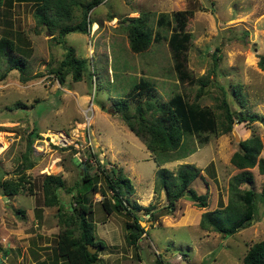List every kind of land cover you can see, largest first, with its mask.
Instances as JSON below:
<instances>
[{
    "label": "rangeland",
    "instance_id": "374dc122",
    "mask_svg": "<svg viewBox=\"0 0 264 264\" xmlns=\"http://www.w3.org/2000/svg\"><path fill=\"white\" fill-rule=\"evenodd\" d=\"M78 1L85 3L87 0ZM184 9L191 10L184 27L190 38L178 63L183 70L180 72H187L192 79L188 76L180 81L167 44L174 22L171 20L170 28L158 27L155 22L160 13L168 14L171 19V12ZM33 10L30 1L12 0L9 8L0 4V35H7L13 45L27 51L22 52L26 61L24 72L11 70L0 81V172L5 174L4 178H14L21 167L28 133L36 130L40 137L46 136L49 141L51 135L48 134L52 133L67 141L82 143L86 130L90 139L94 136L112 138L121 153L126 154L125 165H120L122 176L127 177L133 187L132 195L128 196L130 202L138 203V194L146 190L149 183L153 186L155 158L163 162L161 167L172 172L184 163L199 168L202 177L194 179L190 187L198 194L207 192L206 209L210 210L219 202L224 204L227 181L239 171L231 164L230 156L240 140L256 134L262 143L259 155L264 159V70L257 66L258 55H264V0H102L86 15L87 21L96 22L92 23L94 31L68 32L60 39L58 27L47 29L38 24ZM69 12L71 18L60 19V25L77 21L81 8L72 5ZM140 13H146L149 26L161 35V39L151 41L146 50L135 53L129 49L121 20ZM66 47H72L75 56L84 60V69L79 80L73 81L68 73L59 84L49 69L57 66ZM21 76L28 79L23 81ZM139 78L149 80L162 101L173 93H181L189 102L196 100L198 79L212 80L200 91L197 101L218 113L217 104L225 93L234 112L231 130L207 134L203 144L194 136L186 137L179 151L169 153L171 159L164 158L168 153L160 152L150 153L147 160L141 159L142 153H149L148 150L127 129L120 112L113 109V103L124 99ZM133 105L131 101L130 107ZM239 113L255 119L237 122L236 114ZM85 116L89 118L87 126ZM133 139L143 149L134 146ZM37 142L44 145L41 140ZM92 145L100 162H108L103 160L106 151L94 141ZM54 149L59 153L56 165L60 164L66 174L65 185L71 187V193L79 191L88 195L78 183L80 171L71 163L74 150ZM184 150L192 152L181 157ZM53 151L46 146L44 152L37 155L31 152L33 165L24 171L29 184L25 183L19 193L6 196V199L0 195V264H37V260L53 264L51 248L62 225L56 217L57 206L44 208L41 205L40 188L41 175L46 169L50 171L47 166L52 163V171L56 172L49 158V152ZM179 153L181 158L173 160ZM110 164L104 163V166ZM131 168L138 173L135 178L129 172ZM250 173L253 176L251 186L240 185L241 188L251 187L255 193L256 209L248 226L230 235L205 231L196 224H186L190 220V212L186 211L180 227H147L148 237L139 241L137 250L122 247L116 252V259L100 258L98 264H140L137 257L145 264H241L247 247L264 238V195L261 193L264 175L256 166L250 168ZM57 193L58 199H67V203H59L67 209L72 200L70 193L61 189ZM91 197L94 204L89 220L96 234V221L105 213L98 203L100 195L95 193ZM183 203L185 208L193 206L186 198ZM163 212V208H159L156 214L165 215ZM131 216L122 214L121 219L130 220ZM139 225L146 227L143 222ZM4 249L5 255L2 254Z\"/></svg>",
    "mask_w": 264,
    "mask_h": 264
},
{
    "label": "trees",
    "instance_id": "16d2710c",
    "mask_svg": "<svg viewBox=\"0 0 264 264\" xmlns=\"http://www.w3.org/2000/svg\"><path fill=\"white\" fill-rule=\"evenodd\" d=\"M11 1L0 0V4L9 8ZM15 1H30L34 5L33 15L37 23L41 26L45 25L47 29L58 27L60 39L68 32L87 33L93 23L89 19L87 21V12L102 0H87L85 3L78 0ZM72 5H78L81 8L80 17L73 23L60 25L58 23L60 19L69 20L71 18L69 9ZM190 14L191 10H178L171 12V19H168V14L160 13L155 22L158 27L163 25L169 27L171 20L174 22L167 37V44L171 50L175 69L178 70L176 74L180 81L189 76L187 72H180L183 70L178 60L182 56L181 52L188 46L190 34L184 30V27L187 16ZM121 22L126 29L129 49L132 52L144 51L151 41L157 42L161 39V35L157 31L153 32L149 26L146 13H140L135 17H125ZM22 52L27 51L13 45L11 38L7 35H0V81L11 70H16L20 74L24 72L26 61ZM257 66L264 70V55H258ZM83 69L84 60L75 56L72 47H66L63 58L55 68L49 69V71L54 74L57 82L62 84L64 76L68 73L71 74L73 81L79 80ZM21 79L24 81L28 77L21 76ZM189 79L192 78L189 76ZM198 82L199 92L195 94L196 100L189 102L184 99L181 93H173L167 100L162 101L157 96L153 84L145 78H139L133 88L125 94L124 99L113 103L114 112H120V118L127 129L143 143L150 153H168L164 158L171 159L169 153L179 151L184 146V138L186 137L194 136L200 144H203L207 141V134L227 133L231 130L234 112L225 98V93L219 99L217 108L220 109V112L217 113L211 107L201 105L197 101L200 91L212 80L198 79ZM232 94L234 95V90H232ZM235 95L238 96L237 92ZM131 101L134 105L130 107ZM254 119V116L247 114H236L237 122ZM34 138H40L36 130L27 134V146L24 155L21 156L24 159L21 161V167L17 169L16 176L0 179V195H15L19 193L25 183L29 184L25 179L27 177H25L24 171L33 165L31 143ZM69 148L72 149L71 146ZM261 148V140L256 134H251L237 143V149L232 152L230 162L239 171L227 181L225 203L219 202L215 208L201 212L197 224L199 229L230 235L250 224L256 209L254 204L255 193L251 187L241 188L240 185L251 186L253 176L250 173V168L254 166L257 167L260 174L264 175V159L259 155ZM190 152L192 151H186L181 157ZM180 155L181 153L178 156H173V159L181 158ZM91 157V162L88 160L78 161L73 157V164L78 172L80 171L78 183H81L82 189L86 190L88 195L77 190V192L71 193V187L65 185L59 174L43 173L41 175V205L44 207L57 206L56 217L59 224L62 225L61 230L56 235L55 244L51 248L50 259L53 264H57L59 261L63 264H98V252L104 246L95 236L93 223L89 220L93 204L91 196L95 193L101 195L98 203L104 213L122 211L126 215L132 214V220L124 223L126 245L135 247L136 237L141 231H144L137 223L135 212L142 210L144 213H149L148 219H151L153 204L141 206L135 201L130 202L128 200V196L133 192V187L129 179L122 176L121 169L114 164L104 168V163L108 162L99 164L95 153ZM153 161L156 165L154 192L160 189L164 191L165 205L163 210L165 213H172L176 208L177 200L180 198L192 201L193 205L199 208H206L207 192L198 194L190 187V183L194 179L202 177L199 168L193 164L184 163L179 164L177 169L172 172L160 166L162 161H157L155 158ZM58 189L70 193L72 200L67 209L59 206ZM187 192H189L188 196L186 195ZM261 193L264 195V179ZM19 212L22 211L18 210ZM88 244L96 247L92 254L86 249ZM2 252V254H6L5 249ZM37 264L46 263L44 260H37ZM241 264H264V238L247 247Z\"/></svg>",
    "mask_w": 264,
    "mask_h": 264
},
{
    "label": "crops",
    "instance_id": "0c3cea01",
    "mask_svg": "<svg viewBox=\"0 0 264 264\" xmlns=\"http://www.w3.org/2000/svg\"><path fill=\"white\" fill-rule=\"evenodd\" d=\"M93 22H95V21H93ZM90 29H91V31H94V29L92 28V24L89 27V30ZM89 30H88V32H89ZM48 135H51L52 137L54 136L55 139H56V137H60V136H56L52 133H50ZM60 138H62V137H60ZM62 139H64V138H62ZM91 139H92L91 141H94L95 144H98V146L100 145L104 149V152L106 151V154H105L103 160H106V161L110 162L111 164H114L116 167H119L122 170L120 163L125 165V160H126L125 155L126 154L121 153V150L118 148L117 144L113 141V139L112 138L103 139V138L95 137V136ZM132 143L134 146L139 145V147H141V149H143V147L145 148V146L142 144L143 145V147H142V145L137 140L133 139ZM53 152L54 153L49 152V158L52 159V161L55 165L54 167L56 168V170H55L56 172H54L52 170L51 171L46 170L47 172H45V173L46 174L47 173H52V174L58 173L60 175V177L62 178V180L64 181V177L66 174L63 171L60 164L56 165V163L59 160V153L56 152V150H54ZM147 156L150 157V152L149 153H147V152L142 153L141 159L147 160V158H149ZM73 159L74 158L72 157L71 163H73ZM177 159H179V158H177ZM119 160H121V161L118 162ZM162 164H163V162H161V166H162ZM154 166H155V170H156L155 163H154ZM47 167H49V165ZM129 172L132 175V178H135L136 175L138 176V173L132 171V168L130 169ZM0 174H2L1 178L6 177L3 172H0ZM61 190H63V189H61ZM146 190H144L142 192L144 194H142V193L140 195L138 194V197L136 199L138 201L137 204H139L141 206H147L148 204H153L154 208L151 210V219H148L150 216L149 213H144L142 210L135 212V216L137 217L138 225L142 222L146 224V227L143 228L144 231H141L135 239V247H132L130 245H126V242L124 240V234L126 233L125 228H124V223L126 221L130 222L132 220V218H130V220H124V219L122 220L121 215L124 214V212H122V211H112L109 214L105 213V214H101L99 216L98 221H96L97 227H96L95 236L102 242L104 247L102 249H100V251H101V252L99 251L100 254L98 252V261L100 258L106 260L107 259L106 257H111L112 260L116 259L117 258L116 252L119 251V249L122 247H132L135 250H137V245L139 244V241L145 237H148L147 232H145V229L147 227H153L154 225H161L163 227H176V228H178L184 222L183 217L185 216L186 211L190 212V218H189L190 220L187 221L186 224L193 223V224L197 225L201 212L206 210V208H199L195 205H193L192 207H188V208L186 207L185 208L184 203H183V198H180L177 200L176 208L172 213L163 212V214H165V215H160V214L157 215L156 212L158 211V209L163 208L165 205L164 191L162 189H160L159 191L154 192V183H153V186L152 185L150 186V183H149ZM132 193L129 195V197L132 195ZM57 198H58V193H57ZM61 198L62 197H59V199H60L59 203L60 202L65 203L67 201L66 198H64L62 200H61ZM92 203L94 204L93 200H92ZM43 207L41 208L42 211L45 208V207L44 208ZM65 207H67V206H65ZM32 209H30L31 212H33ZM35 216H34V219L36 218ZM39 216H41V215L38 214L37 217L39 218ZM137 260L139 263L143 262L142 259H140L138 257H137ZM100 264H105V263H100Z\"/></svg>",
    "mask_w": 264,
    "mask_h": 264
},
{
    "label": "built area",
    "instance_id": "2783aa9c",
    "mask_svg": "<svg viewBox=\"0 0 264 264\" xmlns=\"http://www.w3.org/2000/svg\"><path fill=\"white\" fill-rule=\"evenodd\" d=\"M85 119H86L85 120V124L87 126L89 124L88 116H85ZM41 135H43V134H41ZM39 140L43 141L44 145L43 144L42 145L37 144L38 143L37 141H39ZM35 142H37V143H35ZM46 146L52 147L53 150H55L54 148L57 147V149H61V150H64V151L68 150V149H71V148H69V146H71L72 149L74 150V153L72 155L78 161L88 160L89 162H91V160H92L91 156H93V154L95 153L97 155L99 164H103L102 162H100V158L98 157V154L96 153L95 149L93 148L92 141H91V139L89 137V134H88V132L86 130H85V132L83 134V142L82 143L73 142L72 140L67 141L65 139L58 140V139H55L52 136H50V141L46 140V136L40 137V138H36L34 140L33 144L31 145L33 154L37 155L40 152H44V149L46 148ZM50 165H49V170L51 171L52 170V165L51 166ZM104 168H108V167L104 166ZM46 170H45V172L48 171V170L47 171ZM47 174H50V173H47ZM100 198H101V195H100ZM140 264H145V263L140 262Z\"/></svg>",
    "mask_w": 264,
    "mask_h": 264
},
{
    "label": "water",
    "instance_id": "95a60500",
    "mask_svg": "<svg viewBox=\"0 0 264 264\" xmlns=\"http://www.w3.org/2000/svg\"><path fill=\"white\" fill-rule=\"evenodd\" d=\"M43 27L45 28V25H43ZM110 111H112V109L110 110ZM237 139V136L235 135V140ZM186 195L188 196L189 195V192H187L186 193ZM2 199H6V196H2ZM86 249H87V251L90 253V254H92L95 250H96V247H94V246H91V245H86ZM1 261V260H0Z\"/></svg>",
    "mask_w": 264,
    "mask_h": 264
},
{
    "label": "bare ground",
    "instance_id": "6f19581e",
    "mask_svg": "<svg viewBox=\"0 0 264 264\" xmlns=\"http://www.w3.org/2000/svg\"><path fill=\"white\" fill-rule=\"evenodd\" d=\"M53 137H54V136H53ZM56 139H58V140H62V139H60V138H58V137H56ZM1 142H2V141H0V144H1Z\"/></svg>",
    "mask_w": 264,
    "mask_h": 264
},
{
    "label": "clouds",
    "instance_id": "9594fccd",
    "mask_svg": "<svg viewBox=\"0 0 264 264\" xmlns=\"http://www.w3.org/2000/svg\"><path fill=\"white\" fill-rule=\"evenodd\" d=\"M3 196V195H2Z\"/></svg>",
    "mask_w": 264,
    "mask_h": 264
}]
</instances>
